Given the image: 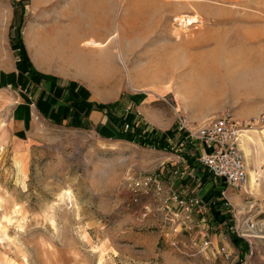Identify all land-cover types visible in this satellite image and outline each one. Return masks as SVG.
<instances>
[{"label":"rangeland","instance_id":"1","mask_svg":"<svg viewBox=\"0 0 264 264\" xmlns=\"http://www.w3.org/2000/svg\"><path fill=\"white\" fill-rule=\"evenodd\" d=\"M42 1L0 0V90L11 98H0V264H264L260 233L252 244L234 233L237 224L250 219L264 232V121L253 128L258 133L247 130L241 141L250 149L249 166L259 186L229 189L228 200L221 196L222 207L214 205L226 219L211 212L205 223L208 238L183 233L181 243L175 236L178 225L167 215L141 216L143 205L157 212L153 197L137 204L128 187L131 177L164 172L152 168L156 147L141 143L142 135L151 132L137 128L129 135L126 121L121 133L108 136L71 118H46L32 103L31 121L17 133L9 123L17 117L15 97L26 83L2 81L9 59L24 62L29 72L32 67L42 80L56 78L60 41L43 32L62 19L92 26L93 37L84 42L87 54L79 50L71 56L89 59L94 105L106 110L111 123L127 107L142 103L134 88L149 81L142 76L149 72L135 69L149 67L156 45L172 38L189 39V53L203 57L191 63L199 66L190 73L188 105L213 107L211 116L231 110L241 120L259 119L264 116V0ZM68 2L72 9L60 15L59 6ZM81 4L88 14L81 12ZM80 30L71 32L72 41L80 39ZM159 52L165 47L159 46ZM160 69L168 70V64ZM76 73L85 72L77 68ZM80 77L69 79L74 90L86 81ZM155 103L178 107L173 94ZM207 172H201L200 187L194 175L183 178L192 182L179 189L178 174L165 170L162 178L174 190L198 189L216 198L222 182ZM233 236L242 241L235 243ZM205 241L208 248L201 247Z\"/></svg>","mask_w":264,"mask_h":264},{"label":"crops","instance_id":"2","mask_svg":"<svg viewBox=\"0 0 264 264\" xmlns=\"http://www.w3.org/2000/svg\"><path fill=\"white\" fill-rule=\"evenodd\" d=\"M45 1L43 0L42 2L45 4ZM79 8L81 12L88 14L89 10L85 5L81 4ZM71 9L72 6L69 2L64 6L60 5V15H67ZM51 26L53 27L44 30L43 34L44 37L52 35L60 41L58 59L56 58V68L59 71L56 78H44L42 80L39 74L31 73L33 71L32 67H30L31 71L29 72V67L24 62L14 63L12 59H9L8 63L5 64L2 81L12 84L24 80L26 83L22 85L26 87L25 90L21 91L22 95L19 93L15 97L18 100L19 112L17 113V117L13 116L12 121L9 123L10 126L15 128L17 133L25 130L30 118V115H28L29 110L32 111L33 109L31 107L32 103H34L33 107L35 106L38 111L42 112V114L44 113L43 115L46 118H71L75 122L86 124L87 127H96L97 130L108 136L121 133L120 128H123V122L128 121L131 127L127 130V134L131 135L135 129L141 128L144 132L149 131L152 136H159L167 141L170 150L154 149L155 157L153 158V162L155 163L152 168L155 167V169L164 170V172L166 170V173L173 174L175 169L182 170L188 168L191 170L195 167L198 168L199 176L202 177L201 172L203 170H200L198 162L193 155L195 149H199V144L189 143L182 152L175 149L176 145L186 137L184 132L177 129V110H175V107L170 108L164 104H154L161 96L173 94L178 100L177 109L186 113L191 121L198 123L211 117L216 110L209 106L192 107L187 104L186 95L192 92L191 85H188L190 73L194 66H199L198 64L191 63H197L203 58L201 55L189 53L190 40L187 38H183L182 40L172 38L160 43V45H156L157 50L159 46H164L165 52L157 53L156 50V53L150 54L149 67L147 65H139L135 69V73L140 72L142 74L143 70L149 72L148 74H142V76L148 75L149 81L142 82L138 88H134L141 92L142 103L127 107L119 115V119L115 123H111L106 110L94 105L93 84L87 73L88 65L90 64L89 59L76 60L71 56L73 52L79 50L87 54L88 49L84 45V42L93 37V32L90 31L92 26L89 27L88 24L80 26L70 21H63L62 19L54 22ZM78 29L81 30L76 35H80V39L74 42L71 40L73 36L71 32ZM193 44L198 45L200 43L195 40ZM161 63H167L168 70L162 71L160 69ZM77 68H83L85 73L77 75ZM44 69L45 72H48L50 67H44ZM76 76H83L80 77L81 79L86 78V81L82 80L83 87L80 86L81 90L83 89L82 91L79 90L80 87L76 86V84L74 87L78 90L71 88L72 83H69V79H76ZM87 88L90 91H87ZM30 90L33 93L32 95L28 93ZM82 92L89 94L84 96ZM0 95L1 99L2 96L5 100L6 98L9 99L7 92H1L0 90ZM8 101L6 100L5 102ZM164 163L165 167H161ZM174 181L178 189L189 186L192 182L190 178L182 180L179 176H176ZM213 188L215 189V187ZM200 195L207 198V195L203 191L200 192Z\"/></svg>","mask_w":264,"mask_h":264},{"label":"built area","instance_id":"3","mask_svg":"<svg viewBox=\"0 0 264 264\" xmlns=\"http://www.w3.org/2000/svg\"><path fill=\"white\" fill-rule=\"evenodd\" d=\"M195 29L197 27L195 26ZM177 110V129L184 132L186 137L175 147L182 152L189 143H198L199 149H195L193 155L198 162L200 170L208 171L214 179L222 182L223 187L216 193V198H205L200 195L198 189L174 190L172 185L166 186L163 180V172L152 173L147 176L131 177L128 179V187L133 192V201L140 203L142 197L151 196L155 203H158L157 212H153L152 205H143L141 216L148 218L154 213L167 215L171 222H176L178 228L175 236L183 239V233L200 234L208 238L205 230L207 216L215 212V204L223 198L229 199L226 194L229 189L242 191L248 181V170L245 154L241 145V138L244 132L253 129L259 122L264 121V116L248 120L237 118L231 110H225L213 115L202 122H193L188 115ZM127 128L129 125L126 126ZM165 167V163L162 165ZM195 169V171H194ZM197 169V170H196ZM164 171V170H162ZM174 174L186 178L194 175L200 187L202 177L199 176L198 168L191 170L175 169ZM196 184V185H197ZM228 204L229 202L226 201ZM243 224H237L234 233L238 237L246 239L252 244L258 238L257 234L264 233L258 230L254 220ZM182 231V234L179 231ZM260 234V235H261ZM209 241L203 242V248H208ZM224 251V249H222Z\"/></svg>","mask_w":264,"mask_h":264},{"label":"bare ground","instance_id":"4","mask_svg":"<svg viewBox=\"0 0 264 264\" xmlns=\"http://www.w3.org/2000/svg\"><path fill=\"white\" fill-rule=\"evenodd\" d=\"M194 23H203L202 20H195ZM182 27H185L184 29L188 28V25H184ZM183 29V28H182ZM251 134H256L258 133V129H252L251 131H249ZM245 133V132H244ZM263 136H264V130H263ZM244 137V135L242 136ZM249 140L253 141V139L250 137ZM241 141H242V138H241ZM242 145V148H243V151H244V154H245V158L247 160V164H248V181L245 185V187L248 189V190H253L256 186H259L257 185V179H256V174L255 172L253 171V169L249 166V157H250V149L248 148V146L246 145V143L243 145V143H241ZM244 146V147H243ZM244 187V188H245ZM261 234V233H260ZM260 238H263L264 239V236L260 235L259 236Z\"/></svg>","mask_w":264,"mask_h":264},{"label":"trees","instance_id":"5","mask_svg":"<svg viewBox=\"0 0 264 264\" xmlns=\"http://www.w3.org/2000/svg\"><path fill=\"white\" fill-rule=\"evenodd\" d=\"M135 131H136V129H135ZM142 136H143V139H141V141H142L141 143L146 145V146H154L158 149H168L169 148L167 141L165 139L160 138L159 136H148V137H146L144 135H142ZM217 203L219 204V206L221 205V207H222L223 200L220 199L219 201H217ZM215 213H216V217L220 218V220L226 219V216L221 217V214H219V210H218V212L215 211ZM233 237H234L235 243H239V241H242L237 236H233Z\"/></svg>","mask_w":264,"mask_h":264}]
</instances>
